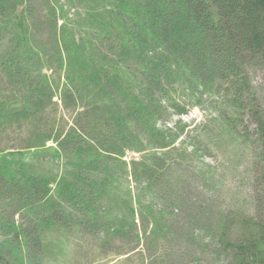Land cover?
Here are the masks:
<instances>
[{
	"label": "trees",
	"instance_id": "16d2710c",
	"mask_svg": "<svg viewBox=\"0 0 264 264\" xmlns=\"http://www.w3.org/2000/svg\"><path fill=\"white\" fill-rule=\"evenodd\" d=\"M35 5L34 0H0V75L25 103L42 105L58 96L78 124L55 139L56 147L45 150L59 160L53 177L24 163L17 158L20 154L0 151V199L7 200L0 210L5 215L24 211L23 221L29 216L36 230L56 226L67 231V246L60 242L55 252L59 262L62 249L71 246L70 230L79 233L82 228V219L75 221L80 212L92 232L107 211H114L107 215L114 216L108 221L112 233L134 226L123 218L121 208L127 205L122 189L115 187L113 169L102 164H109L106 159L117 163L124 148L144 146L145 133L154 131L169 109L177 111L185 101L202 98L198 88L211 94L216 83L233 95L231 107L242 110L239 100L243 104L246 98L254 108L252 99L247 100L240 66L264 65V0H45L42 11ZM73 5L83 13L68 16L66 10ZM47 37L51 47L36 41ZM9 96L0 93V129L3 121L17 116ZM93 116L99 130L84 125ZM251 116L262 167L253 180L251 212L220 215L216 222L214 243L223 255L222 264H264V109ZM85 130L94 133L97 145L86 142ZM190 139L196 140L195 135ZM44 144L41 139L29 147ZM140 165L148 179L136 176L139 190L130 201L137 207L125 211L132 217L151 216L160 226L157 231L165 229L164 214L153 216L143 184L154 185L155 197H160L170 186L166 169L159 162ZM0 226L9 229L0 239V264L51 261L54 253L46 255L42 240L40 254L27 251L24 244L30 233L12 220ZM177 242L189 246L184 239Z\"/></svg>",
	"mask_w": 264,
	"mask_h": 264
},
{
	"label": "rangeland",
	"instance_id": "374dc122",
	"mask_svg": "<svg viewBox=\"0 0 264 264\" xmlns=\"http://www.w3.org/2000/svg\"><path fill=\"white\" fill-rule=\"evenodd\" d=\"M34 1L37 11H42L45 0ZM59 1L64 3V0ZM82 11L77 5L66 10L68 16L82 14ZM44 28L48 29L47 26ZM36 41L44 43L46 47L52 46L50 37L43 40L36 38ZM243 66H240L244 69L243 88L248 90L246 97L247 100L252 99L253 109L248 107L246 98H243L244 105L239 100L242 110L231 107L228 101L233 95L225 94L222 85L218 83L210 91L211 94L198 88L196 92H202V98L196 95L198 100L185 101L178 112L169 109L165 117L157 120L154 131L145 133L147 143L139 150L124 148V154L117 163L114 159H106L109 164H102L103 168L110 166L113 169L115 187L122 189L126 208L137 207L130 201L139 186L136 176L148 179L140 164L159 162L166 169L168 179H165L170 186L160 197H155L154 185L143 184L149 198L146 203L152 208L153 216L164 214L165 229L157 231L160 226L154 223V218L145 214L132 217L123 207V218L132 220L134 226L112 233L108 221H113L114 216H107L110 212L100 209L107 212L103 217L99 214V218L102 217L99 222L102 224L97 223L96 230L92 232L86 229L89 221L80 212L79 216H75V221L82 219V228L79 233L70 230L73 237L71 246L68 250L66 247L62 249L64 258L56 262L60 256L55 252L59 250L58 244L67 238V231L56 226L36 230L29 216L23 221L22 217L26 214L24 211L5 215L0 210V223L12 220L20 229H24L25 234H31L24 244L27 251L40 254L42 240L46 244V255L54 253L50 255L51 261L44 264H222L223 255L214 243L216 222L220 215L230 218L251 212L253 180L258 177L262 167L251 112L264 109V65ZM45 73L49 74V71ZM3 77L0 75V93L3 96L10 95L8 104L14 107L17 116L9 117L1 123L4 125L0 129L2 155L20 154L17 158H22L24 163L32 168L40 167L47 174L55 176L58 157L54 158L45 150L56 147V140L62 139L72 125L78 124L71 108L64 106L58 96L52 102L43 101L42 105L25 103L21 94L18 95L6 85ZM95 122L96 116H93L84 125L89 130H99ZM85 132L89 135L86 142L97 145L94 133L88 130ZM193 134L196 140H189ZM163 135L166 142L162 141ZM41 139L45 143L43 147H29ZM168 143L167 149L159 148V145ZM42 148L44 151L39 156L29 154L30 150ZM158 153H161L159 161L156 160ZM162 180L159 177V181ZM116 202L122 206L120 199H116ZM112 204L115 205V202ZM5 205L7 200L0 199V209ZM110 214H114V211ZM169 220L172 221L168 223ZM8 230L0 226V239L4 238ZM182 239L189 246L177 242ZM67 244L62 243L65 246Z\"/></svg>",
	"mask_w": 264,
	"mask_h": 264
}]
</instances>
